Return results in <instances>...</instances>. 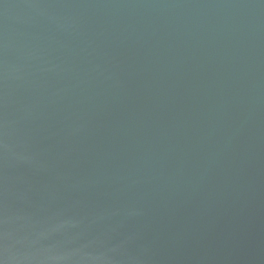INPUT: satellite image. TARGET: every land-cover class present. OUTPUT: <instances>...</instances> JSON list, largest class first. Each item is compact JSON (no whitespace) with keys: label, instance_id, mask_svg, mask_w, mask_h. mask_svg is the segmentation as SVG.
<instances>
[{"label":"water","instance_id":"1","mask_svg":"<svg viewBox=\"0 0 264 264\" xmlns=\"http://www.w3.org/2000/svg\"><path fill=\"white\" fill-rule=\"evenodd\" d=\"M0 264H264V0H0Z\"/></svg>","mask_w":264,"mask_h":264}]
</instances>
